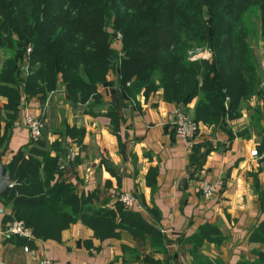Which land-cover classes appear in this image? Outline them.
Masks as SVG:
<instances>
[{"label": "crops", "instance_id": "0c3cea01", "mask_svg": "<svg viewBox=\"0 0 264 264\" xmlns=\"http://www.w3.org/2000/svg\"><path fill=\"white\" fill-rule=\"evenodd\" d=\"M257 70L259 90L241 101L239 117L221 127L199 123L200 134L191 147L176 137L171 113L181 107L192 116L197 98L186 109L164 100L161 89L119 101L113 69L106 83L98 85L105 105L95 115L85 114L79 101L66 100L62 83L44 99L22 96L12 125L5 130L1 121L0 133L5 131L9 139L0 163L5 166L30 140L21 118L41 114L45 126L40 139L51 157L56 154L50 147L54 141L62 146L64 141L65 150L66 144L75 147L60 179L87 206L115 214V193L130 191L136 198L130 210L137 219L123 217L114 228L77 219L59 228L56 237L25 240L4 232L10 218L2 212L0 262L36 264L40 256L57 264H236L255 259L257 251H264V244L250 237L264 223V67ZM5 103L0 96L3 115ZM110 105L112 116L106 113ZM71 126L83 131L79 143L65 134ZM200 178L217 182L213 197L201 194ZM2 207L11 211L0 202Z\"/></svg>", "mask_w": 264, "mask_h": 264}, {"label": "trees", "instance_id": "16d2710c", "mask_svg": "<svg viewBox=\"0 0 264 264\" xmlns=\"http://www.w3.org/2000/svg\"><path fill=\"white\" fill-rule=\"evenodd\" d=\"M252 9L259 13L264 42V0H0V47L11 52L0 66V96L6 99L0 128L1 121L5 130L15 121L22 96L44 99L59 83L65 85L66 100L79 101L85 114L95 115L105 105L98 85L106 83L110 69L118 78L119 101L161 89L164 100L186 109L196 97L194 119L221 127L239 117L241 101L256 94L261 83L244 20ZM115 32L121 36L118 49L112 46ZM192 47L207 51L209 58L189 60ZM111 108L106 113L112 116ZM82 133L74 126L65 129L76 143ZM8 139L0 133V151ZM61 142L51 144L56 150L51 157L43 138L29 140L5 164L16 182L0 199L11 207L10 221L21 219L35 238H47L77 219L112 228L123 217L137 219L119 202L117 214L87 206L60 179ZM250 237L264 244V223ZM256 254L236 264H264V251Z\"/></svg>", "mask_w": 264, "mask_h": 264}, {"label": "built area", "instance_id": "2783aa9c", "mask_svg": "<svg viewBox=\"0 0 264 264\" xmlns=\"http://www.w3.org/2000/svg\"><path fill=\"white\" fill-rule=\"evenodd\" d=\"M117 36V35H116ZM116 40H120V34L117 36ZM31 48L28 47V51ZM26 69V68H25ZM172 115V125L174 128V133L182 142H184L188 147H191L194 139L200 134L199 123L188 113H186L181 107H176L171 113ZM20 121L24 128L28 131V136L30 140L36 141L41 137L42 130L45 126V121L42 118L41 114H35V116L25 115L21 118ZM66 150L64 154L58 157V167L59 169H64L75 157V147L73 145L68 146L66 144ZM252 157L258 155L257 149L250 151ZM198 189L201 191V194L205 198H211L217 191V182L209 181L205 178H200L197 181ZM115 199L123 205L124 208L133 209L136 206V198L128 190H118L115 193ZM5 213L6 215H12V212L5 207L0 208V213ZM4 232L10 236L23 237L25 239L33 238L32 229L26 225L21 219H13L6 223V228ZM28 247H24V251H27ZM0 264H5L1 263ZM36 264H57L51 259H48L44 256H40L37 259ZM70 264V263H62ZM154 264V263H147Z\"/></svg>", "mask_w": 264, "mask_h": 264}, {"label": "rangeland", "instance_id": "374dc122", "mask_svg": "<svg viewBox=\"0 0 264 264\" xmlns=\"http://www.w3.org/2000/svg\"><path fill=\"white\" fill-rule=\"evenodd\" d=\"M258 16H259V13H258L257 9H252L251 11H249L246 14V16L244 17V20H245V23H246V25H248L249 30H250L249 43L251 44V47H253L252 48V58L254 60V64L260 69V68L264 67V42L261 41L260 34H259L260 25H258L259 24ZM106 23H107V21H106ZM106 26H108V28L112 30V28H111L112 23L110 21H108ZM116 35L118 36L119 33H116V32L114 33V37L112 39V46H114V48L118 49L120 47L119 45L121 43V36H120V40H116L117 39ZM205 53H208V52L205 50H202V49H199V50L194 49L192 47V49H190L188 51V59L192 60V59H196V58L208 57ZM208 55H209V53H208ZM10 57H11V52L8 49H4L3 47H0V66L2 65V63L6 59H9ZM113 74L117 77L116 71L113 70ZM194 99H196V97ZM195 104H196V102H195ZM191 113H192V116L194 118L193 111ZM261 113H260V115H261ZM256 116H257L256 121L259 122V114H257Z\"/></svg>", "mask_w": 264, "mask_h": 264}, {"label": "water", "instance_id": "95a60500", "mask_svg": "<svg viewBox=\"0 0 264 264\" xmlns=\"http://www.w3.org/2000/svg\"><path fill=\"white\" fill-rule=\"evenodd\" d=\"M1 154H2V150L0 151V157ZM15 184H16L15 181L10 180L9 172H7L5 166L2 163H0V199L2 198L6 189Z\"/></svg>", "mask_w": 264, "mask_h": 264}]
</instances>
